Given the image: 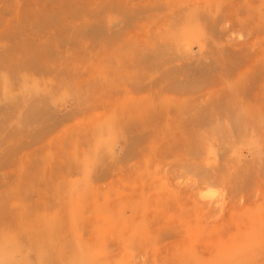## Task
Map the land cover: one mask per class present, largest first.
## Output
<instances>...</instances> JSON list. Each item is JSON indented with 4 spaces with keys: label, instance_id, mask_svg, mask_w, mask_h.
<instances>
[{
    "label": "rangeland",
    "instance_id": "obj_1",
    "mask_svg": "<svg viewBox=\"0 0 264 264\" xmlns=\"http://www.w3.org/2000/svg\"><path fill=\"white\" fill-rule=\"evenodd\" d=\"M0 264H264V0H0Z\"/></svg>",
    "mask_w": 264,
    "mask_h": 264
},
{
    "label": "bare ground",
    "instance_id": "obj_2",
    "mask_svg": "<svg viewBox=\"0 0 264 264\" xmlns=\"http://www.w3.org/2000/svg\"><path fill=\"white\" fill-rule=\"evenodd\" d=\"M204 186H205V185H204ZM214 188H216V187H214ZM202 189H203V188H202ZM206 189H207V188H206ZM208 189H209V188H208ZM209 191H210V190H209ZM214 191H215V190H214ZM214 191H212V192L215 194ZM206 192H207V193H206ZM206 192H203V193L207 194V195L210 197L211 194H212V192L210 191V192H209L210 194L208 193V190H207ZM203 193H202V194H203ZM217 194H218V193H217ZM217 194H216V196H217ZM203 195H204V194H203ZM207 195H204L205 197L202 196V195H201V196H202V198H206ZM208 196H207V198H209ZM211 197H212V196H211ZM211 197H210V199H211Z\"/></svg>",
    "mask_w": 264,
    "mask_h": 264
}]
</instances>
